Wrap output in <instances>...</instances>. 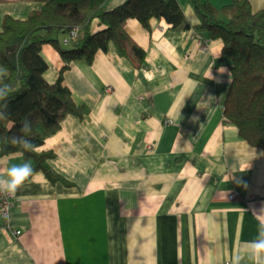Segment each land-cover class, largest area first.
Returning a JSON list of instances; mask_svg holds the SVG:
<instances>
[{"label": "crops", "instance_id": "0c3cea01", "mask_svg": "<svg viewBox=\"0 0 264 264\" xmlns=\"http://www.w3.org/2000/svg\"><path fill=\"white\" fill-rule=\"evenodd\" d=\"M178 1L190 28L152 19L147 31L127 21L145 51L140 68L113 44L91 63L70 62L63 83L87 110L67 115L37 150L53 151L49 165L74 185L35 171L12 196L9 225L0 216V264H230L256 238L264 150L224 122L230 60L221 40L202 50L200 21L188 0ZM248 1L264 11V0ZM40 6L0 3V30L5 15L25 19ZM101 27L95 20L92 30ZM41 54L54 81L64 63L51 44ZM17 153L0 156V176L26 160Z\"/></svg>", "mask_w": 264, "mask_h": 264}, {"label": "trees", "instance_id": "16d2710c", "mask_svg": "<svg viewBox=\"0 0 264 264\" xmlns=\"http://www.w3.org/2000/svg\"><path fill=\"white\" fill-rule=\"evenodd\" d=\"M37 1L39 9L25 19L5 15L0 30V87H7L5 118H0V156L18 152L9 138L19 134L25 120L31 122L29 137L36 146L23 157L33 162L55 184L74 185L59 175L48 161L51 150L38 151L45 139L59 130L67 115L82 117L84 103H75L63 83L71 61L85 58L91 63L97 52L113 44L117 53L140 68L145 51L127 33L129 19L151 31V20L163 21L170 29L190 28L178 0H126L106 10L107 0H0ZM207 42L221 40L222 56L230 60L231 84L223 102V120L234 125L250 147L264 150V11L253 10L248 0H229L216 7L210 0H188ZM102 26L93 31V22ZM76 29V35H72ZM60 34L65 36L61 39ZM68 39V43L63 42ZM51 44L64 65L54 81L45 77L47 62L41 54ZM66 45H70L66 47Z\"/></svg>", "mask_w": 264, "mask_h": 264}, {"label": "clouds", "instance_id": "9594fccd", "mask_svg": "<svg viewBox=\"0 0 264 264\" xmlns=\"http://www.w3.org/2000/svg\"><path fill=\"white\" fill-rule=\"evenodd\" d=\"M224 72L227 69L221 66ZM8 88L0 87V101H6L8 97ZM7 104H0V118H5V110ZM32 134L31 122L25 120L19 130V134L13 135L9 138L10 144L14 145L18 149V155L23 156L25 152L35 150V145L29 138ZM35 174L31 163L27 160L22 163L12 165L7 169L5 176H0V193L13 196L16 192L24 186ZM247 257L252 264H264V219H261L258 226L257 236L254 240L246 241L242 245V249L236 252L232 258L230 264H242V261Z\"/></svg>", "mask_w": 264, "mask_h": 264}, {"label": "built area", "instance_id": "2783aa9c", "mask_svg": "<svg viewBox=\"0 0 264 264\" xmlns=\"http://www.w3.org/2000/svg\"><path fill=\"white\" fill-rule=\"evenodd\" d=\"M72 35H76V29H74V32L72 33ZM63 42L65 44L68 43V39H64ZM207 44L202 45V49L204 50L205 48L207 49ZM234 197V193H229L228 194V198L229 199H233ZM12 206H13V202H12V196L7 195V194H3L0 193V216L6 220L7 224L10 222V218H11V211H12ZM16 233H19V231L17 230Z\"/></svg>", "mask_w": 264, "mask_h": 264}, {"label": "rangeland", "instance_id": "374dc122", "mask_svg": "<svg viewBox=\"0 0 264 264\" xmlns=\"http://www.w3.org/2000/svg\"><path fill=\"white\" fill-rule=\"evenodd\" d=\"M216 7H219V6H222V5H224V4H226V3H228L229 2V0H225V1H221V0H210ZM200 31H202V29H200ZM192 34H194L195 35V33H192ZM65 35L64 34H60L59 35V37L62 39L63 37H64ZM200 36V35H199ZM200 42H201V48H202V45H206V43H207V39H205V38H203L202 37V35H201V40H200ZM70 45H66V47H69ZM207 47V46H206ZM203 50V49H202ZM204 50H207L206 48L204 49Z\"/></svg>", "mask_w": 264, "mask_h": 264}]
</instances>
